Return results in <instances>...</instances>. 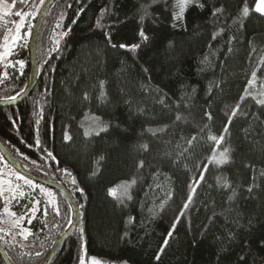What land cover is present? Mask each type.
Segmentation results:
<instances>
[{"label": "trees", "instance_id": "1", "mask_svg": "<svg viewBox=\"0 0 264 264\" xmlns=\"http://www.w3.org/2000/svg\"><path fill=\"white\" fill-rule=\"evenodd\" d=\"M200 2L203 8H188L183 20L172 27L173 0H157L143 22L150 36L144 43L138 37L139 9L151 0H58L49 9L37 44V84L25 101L0 107V139L31 172L65 182L72 180L61 171L67 168L77 181L66 185L79 203L80 221L50 264H78L81 246L86 264L93 256L104 264H264V178L260 176L264 171V105L256 103V99H264L260 95L264 93V17L250 12L241 27L233 23V17L244 0ZM254 2L247 0L250 9ZM221 6L224 15L217 21L212 11ZM102 7L111 8L114 14L105 15L102 27H97ZM21 9L31 10L17 2L15 10ZM36 18L25 21L24 38L0 62V98L17 96L27 85L30 38L25 33L27 24L33 29ZM19 19L11 15L0 22V37L8 28L14 29L12 21ZM220 27L225 32L213 40V32ZM105 32L112 34L113 43H141V47L131 51L112 48ZM232 36L235 39L228 44ZM55 40L60 41L58 51H52ZM205 55L208 63H203ZM19 60L24 61L23 69L18 68ZM253 71L257 76L248 96L244 89ZM101 80L107 93L103 101L98 98ZM85 91L88 100L83 99ZM242 95L246 98L241 113L229 124L228 115ZM205 112L212 113L211 121ZM178 113L181 121H176ZM93 116L119 127L86 138L83 132ZM205 124L209 127L201 132ZM164 125L169 128L155 135L146 131ZM226 125L228 131L223 133ZM37 130L40 147L35 145ZM65 131L72 137L70 141H64ZM222 133L224 141L219 147L208 139L210 134ZM192 136L197 139L189 146L187 140ZM144 143L149 145L146 152L140 148ZM214 147L217 154L225 147L230 149L229 163L208 164ZM43 149L52 151L56 160L48 158ZM100 156L105 159L96 164ZM141 160L145 166L138 170ZM204 164H208L207 171ZM249 164L254 167H246ZM94 169H98L96 175H92ZM202 171L204 180L197 184ZM153 172H158L155 179ZM133 176L138 183L132 189V200L121 205L107 195L108 187ZM218 178L231 187H222ZM253 183L256 187L249 193L246 189ZM76 188H83L84 195ZM27 189L28 199L20 200L13 209L19 215L32 197L42 202L32 223H27L29 214L23 225L34 235L27 241L19 236L13 243H5L11 241L10 236L0 241L14 264L41 262L73 218L61 191L53 189L61 210L55 216L39 189ZM233 190L235 198L229 201ZM189 194L192 203L176 222ZM3 207L0 199V210ZM222 212L225 214L214 215ZM130 216L135 218L132 223L128 222ZM174 222L175 230L169 236ZM21 243L24 248L18 246ZM161 247L164 251L156 260ZM37 251L42 255L37 257ZM29 252L32 254L27 255ZM0 264H5L1 255Z\"/></svg>", "mask_w": 264, "mask_h": 264}, {"label": "snow or ice", "instance_id": "2", "mask_svg": "<svg viewBox=\"0 0 264 264\" xmlns=\"http://www.w3.org/2000/svg\"><path fill=\"white\" fill-rule=\"evenodd\" d=\"M17 2L19 4L24 5L26 7H29L31 10L25 11L23 9L21 10H15ZM165 3H168V0H164ZM157 3V0H151V4L149 5H141L139 9V21L141 22V26L138 30V37L141 41V43L144 42H149L150 41V36L147 34L145 31V28L143 27V22L146 17L150 15L149 9L152 5H155ZM45 5V0H10L9 2H6V0H0V22H3L6 17L15 15L16 17H19V21H12V23L15 25L14 29L13 28H8L7 29V34L4 35L3 37H0V49H3V51H0V62H3L8 55L12 54V45H15L20 39H23L24 37L21 36V29L24 28L25 21L29 18H35L37 15L40 14L41 8ZM196 6L203 8L205 5L200 2V0H173L172 3V11H171V19L173 21L172 27H176V21H181L184 18L185 12L188 8ZM71 7V5H69ZM80 11H83L81 9ZM225 8L224 6L221 7H214L212 11V16L217 20L220 21L224 15ZM250 12L258 13L260 16L264 17V0H255L254 6L250 9L247 3V0H244V3L242 7L238 11V15L233 17V23H240V26L243 27V19H246L249 17ZM114 13L112 12V9L109 7H102L100 9V15L96 20V26L97 27H102L101 21L104 19L105 15H113ZM75 22V21H74ZM226 23V22H225ZM57 27H60L59 24H57ZM27 29L28 31L25 33V36H31L32 35V25L27 24ZM225 32L224 27H220L217 29V31L213 32L212 34V39L216 40L218 36L222 35ZM62 35H66V33H63ZM106 42L109 46L112 48H120V49H127V50H136L141 47V43H135V44H125V43H113V37L110 32H105L104 33ZM235 39V36H232L228 38L227 43L231 44V42ZM55 47L52 49V51H58L59 50V40H55ZM251 43V41H250ZM211 47V45H209ZM229 51H231V48H229ZM253 52H255V48L252 49ZM209 62V57L205 55L203 59V63H208ZM17 64H19L20 68L23 69L24 67V61L19 60L16 61ZM261 63H264V57L261 58ZM144 71H147V69H144ZM5 77L7 76V73L4 74ZM257 76L256 71H253L251 73L250 79L247 81V86L244 89V92L246 95L251 96L252 93L250 91L251 86L254 83V80ZM0 83H3V80L0 79ZM104 85L105 82L103 80L99 81L98 83V88H99V99L104 100L107 97V93L104 91ZM193 93L195 92V89L192 90ZM19 95V93L17 94ZM260 95L264 96V93H260ZM16 96H7L6 98H0V103H12L16 100ZM189 99L191 98L190 96L188 97ZM245 95H242L240 97V101L236 103V105L231 109L230 115H228V121L229 124L231 123L232 119L236 117L239 113H241V102L245 100ZM83 99L88 100L89 99V93L88 91H85L83 93ZM255 99V97H253ZM160 103H164V99L161 98ZM256 103L259 105H264V99H256ZM244 115H247V113H243ZM205 118L208 121H211L213 119L212 113L211 112H205ZM255 115V114H253ZM258 118V117H256ZM11 120V117H9ZM183 117L178 113L176 115V121H181ZM92 123L88 128L85 129L83 132L84 137H89L92 135L99 136L101 133H106L108 132L112 127H119V124H113L112 121H103L101 117L98 116H93L91 117ZM37 125L40 123V120L36 121ZM13 126H15V122L13 121ZM83 127V125H82ZM208 124L204 125V128H201L200 131L203 132L205 128H208ZM169 128L168 125H164L162 128H157V129H152L148 128L146 129L147 132L152 133L155 135L158 132H164ZM228 131V126L226 125L223 129V133H226ZM223 133L219 136L216 135H209L208 139L210 141H213L217 147L221 146L223 141H224V135ZM64 141H70L72 137L68 134L67 131L64 132L63 136ZM197 139L196 136H192L191 139L187 140V144L191 146L193 144V141ZM21 143H24L23 140H21ZM35 145L36 147L41 146V140L39 137V130H37L36 138H35ZM29 147H32V145H29ZM140 148L144 150L145 152L149 150V145L147 143L141 144ZM46 151L47 157L56 160V156L52 151H47L46 149H43ZM185 151H188L186 148ZM17 152L19 150L17 149ZM21 155H23L21 153ZM180 155H183V153H180ZM231 158V153L229 148H223L222 151H220L217 154V148L214 147L212 149V155H210L208 159V164H215L218 167L225 165L229 163ZM24 159H28L27 156L24 157ZM105 159L104 156H100L98 160L95 162L96 164H99L100 161H103ZM33 164L36 163V161H32ZM0 164L3 165V167H0V199L4 201V207L2 210H0V225H8L7 230L5 227L0 226V241H4L6 236L11 237V241H5V243H13L16 241V237L19 236L22 238V240L27 241L30 236H33L34 233L27 227H24V221L26 217H30L27 219V223L31 224L32 223V218L35 217L36 212L39 210L38 206L42 203L39 199H35L32 197L29 199V203L27 205H22L26 211L22 212L21 214H17V212L13 211L10 207L12 204V201H16L17 203L20 202L22 199H28V194H26L22 186L19 183H14L15 181H23L24 185H26L28 188L32 189L35 191L36 189H39L41 195L45 196L47 198L46 204L48 207H51L52 212L54 213L55 216H60L61 215V210L59 207V202L55 198V194L49 190L44 188L42 185L37 184L33 180H31L28 177L23 176L19 172L13 171L8 163L4 160L3 156L0 155ZM208 164L202 165L204 171H207ZM145 166V161L141 160L138 162L136 165L138 170H142ZM246 167L253 168V165H246ZM61 171L69 176L72 177L71 182L75 185L77 183L75 177L72 176V173L67 169L63 168ZM98 169H94L92 172V175L97 174ZM158 175V172H153L152 177L153 179L156 178ZM261 178H264V171L260 173ZM204 180V172H200L199 174V179L196 181L197 184H199L201 181ZM253 180H255V177H253ZM138 183V178L136 176H133L131 179L121 181L115 185H112L107 188V195L112 198L114 201L119 202L121 205L125 204L126 201L132 200V189L135 185ZM217 183L221 184L222 187H231L227 182H221V178L217 179ZM256 187V185L250 184L247 187V191L251 193ZM76 191L83 196L84 195V189L83 188H76ZM192 192H195V188H192ZM235 190H233L232 196L229 197V201L233 200L235 198ZM170 198V195H169ZM192 194H189L187 197L186 202L183 204V207L180 211L179 216L177 217V221H179L180 217H182L185 214V210H187L191 203H192ZM163 207V203L160 205ZM151 212L152 209H149ZM225 213L222 212L220 214H214V215H224ZM44 215H48V210L47 207L44 209ZM213 219V218H210ZM135 218L134 217H129L128 222L132 223L134 222ZM69 224L72 223L71 220L68 221ZM176 222H174L172 226V230L169 232V236L172 235V232L175 230L176 227ZM18 231H14L17 230ZM81 233H83V229H81ZM125 236L128 235L127 232L124 234ZM232 237H229L231 239ZM81 240H83V236L81 235L80 237ZM165 246L167 245L168 241L165 240ZM20 248H24V244H19L18 245ZM164 251V248L161 247L159 253L156 255V260H159L161 258V253ZM32 253H27V255H31ZM5 256H7V252L4 253ZM35 255L37 257L41 256L42 253L37 251L35 252ZM9 259H11L9 257ZM241 260L244 259L243 256L240 257ZM78 264H86L85 260V254H84V248L81 246V254L78 257ZM90 264H104V262L93 256L90 258ZM123 264H127V261H124Z\"/></svg>", "mask_w": 264, "mask_h": 264}, {"label": "water", "instance_id": "3", "mask_svg": "<svg viewBox=\"0 0 264 264\" xmlns=\"http://www.w3.org/2000/svg\"><path fill=\"white\" fill-rule=\"evenodd\" d=\"M58 0H46L45 5L41 8L40 14L37 15L36 21L34 23L32 29V35L30 37L29 49H30V78L27 82L25 89L16 97V100L12 103H0V107H9L16 106L21 102L25 101L33 92L39 77L40 64L37 56V44L39 34L41 32L43 23L46 19L49 9L57 2ZM0 153L4 156L6 161L20 174L25 177H28L36 182L42 183L49 187L55 188L61 191L64 196L67 198L68 202L71 205L73 218L72 223L69 228L54 242L51 247L48 255L38 264H50L54 257L57 255L61 247L64 245L66 240L76 231L79 221H80V207L79 203L74 196V194L70 191L67 185L64 182L56 181L52 179H48L42 177L36 173L31 172L26 169L22 164L21 160L4 144V142L0 139ZM65 182L70 183V179H66ZM7 252L5 247L0 242V255L4 260L5 264H14L9 256H5L4 253Z\"/></svg>", "mask_w": 264, "mask_h": 264}, {"label": "rangeland", "instance_id": "4", "mask_svg": "<svg viewBox=\"0 0 264 264\" xmlns=\"http://www.w3.org/2000/svg\"><path fill=\"white\" fill-rule=\"evenodd\" d=\"M31 31H32V30H31ZM30 37H31V36H28V38H30ZM18 68L21 69L20 66H19V64H18ZM0 167H3V165L1 164ZM9 167H10L13 171L17 172L16 170H14L13 167H11V166H9ZM31 180H32V179H31ZM33 181H34V180H33ZM34 182H35V181H34ZM14 183H19V184L22 186L23 191L27 194L28 189H27V186L24 185V182H23V181H15V180H14ZM43 187L46 188V189H49V190H51V191L53 192L52 189L47 188V187H45V186H43ZM53 193H54V192H53ZM16 203H17L16 201H12V204L10 205V207H11V209H12L13 211H14L13 206H14ZM1 226L5 227V228H8V225H1Z\"/></svg>", "mask_w": 264, "mask_h": 264}, {"label": "flooded vegetation", "instance_id": "5", "mask_svg": "<svg viewBox=\"0 0 264 264\" xmlns=\"http://www.w3.org/2000/svg\"><path fill=\"white\" fill-rule=\"evenodd\" d=\"M38 175H40V174H38ZM40 176H42V175H40ZM42 177H44V176H42ZM46 178V177H45ZM48 179H50V178H48ZM52 180H55V179H53V178H51ZM57 181V180H56ZM61 182H64V181H61ZM39 183V182H38ZM65 184H66V182H64ZM42 184V183H41ZM44 185V184H43ZM47 186V185H46ZM49 187V186H48ZM50 189H55V188H52V187H50Z\"/></svg>", "mask_w": 264, "mask_h": 264}]
</instances>
